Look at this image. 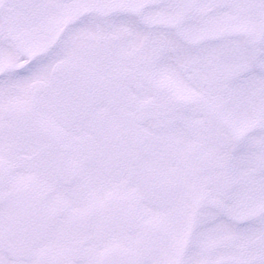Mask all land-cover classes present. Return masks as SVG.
<instances>
[{
  "label": "snow or ice",
  "instance_id": "1",
  "mask_svg": "<svg viewBox=\"0 0 264 264\" xmlns=\"http://www.w3.org/2000/svg\"><path fill=\"white\" fill-rule=\"evenodd\" d=\"M0 264H264V0H0Z\"/></svg>",
  "mask_w": 264,
  "mask_h": 264
}]
</instances>
